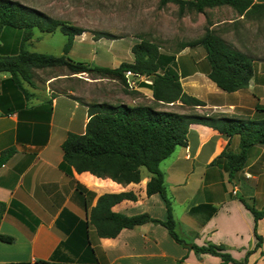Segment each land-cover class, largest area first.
<instances>
[{
	"label": "crops",
	"instance_id": "obj_1",
	"mask_svg": "<svg viewBox=\"0 0 264 264\" xmlns=\"http://www.w3.org/2000/svg\"><path fill=\"white\" fill-rule=\"evenodd\" d=\"M254 3L264 2L254 0ZM169 4L177 5L169 2L163 6ZM182 16L188 25L200 19L204 26L207 21L210 30L240 50L238 38L248 26L244 21L247 17H263L259 12L241 15L229 5L206 8L204 12L186 8ZM79 36L70 55L79 38L82 42L77 47L79 52L88 45V39ZM127 37H120V43L125 42L120 45V53L114 51L116 41L91 38L90 47L95 56L100 49L104 50L96 63L117 67L124 61L133 62L132 47L141 38L132 35L133 39L129 40ZM189 41L192 40L185 42ZM163 53L175 54L184 91L203 100L206 106L193 109L177 102L160 104L158 108L173 110L180 106L183 110L178 112L183 113L196 110L221 112L242 119H264V61L252 58L255 74L250 84L226 92L208 76L210 64L204 46L180 47L177 52ZM10 77V73H0V155L10 147L15 149L0 166V202L6 203L0 233L14 236L15 241L0 240V264H36L37 260L51 259L61 243L64 246L60 256L71 264H222L219 256L197 254L191 246L178 243L161 223L147 222L124 228L112 238L98 236L90 214L101 195L133 192L137 200L124 199L113 210L129 216L149 213L166 220L168 212L163 197L159 193L148 195L149 173L143 174L139 183L129 184L98 177L89 171H74L73 176L64 173L60 169L64 156L62 144L70 132H85L88 106L71 97H78L73 87L56 91L52 82L58 79L41 87L34 84L25 93ZM102 79L98 82H103ZM152 83V78H139L134 88L147 101L123 92L131 100L123 98L120 103L153 104ZM164 105L173 107L164 108ZM238 141V136L231 140L234 151L238 150ZM228 142L229 137L218 130L192 123L188 144L177 147L162 161L161 168L168 196L175 207H182L179 210L173 205V212L176 229L189 234L187 243L223 244L233 257L242 261L255 247L257 238L254 214L241 199L259 210L264 209V145L252 147L245 167L230 178L226 161L217 158ZM257 229L264 238V217ZM246 264H264V242L262 248L249 255Z\"/></svg>",
	"mask_w": 264,
	"mask_h": 264
},
{
	"label": "trees",
	"instance_id": "obj_2",
	"mask_svg": "<svg viewBox=\"0 0 264 264\" xmlns=\"http://www.w3.org/2000/svg\"><path fill=\"white\" fill-rule=\"evenodd\" d=\"M169 2L176 3L181 14L186 8L204 12L206 8L229 5L241 15L259 12L264 16V3H254V0H160L162 6ZM36 29L49 33L61 30L67 36L63 54L56 56L30 50L27 45ZM8 30L22 32L18 47L10 46L5 40V32ZM85 31L82 27L53 18L17 0H0V73H10L9 80L25 93L24 82L35 84L34 69L37 68L67 66L73 74H95L99 78L119 80L129 87L128 71L151 77L153 104L84 102L81 98L71 95L88 106L89 120L84 133L70 132L63 142L64 156L60 169L69 176H73L74 171H89L98 177H109L122 184L139 183L143 178V170L147 169L150 175L147 193L149 196L159 193L163 197L168 212L166 220L155 218L149 213L129 216L114 211L113 206L122 200L138 199L133 192H121L105 193L98 198L91 210V224L98 236L112 238L118 236L124 228H134L147 222L161 223L178 243L187 246V242L176 230L173 202L168 196L165 175L160 168L162 161L177 147L188 144V131L192 123H201L229 137L227 146L217 158L226 161L230 178H234L245 167L252 147L264 145V119H242L221 112L200 113L192 110L183 113L160 109V104L177 102L193 109L206 106L203 100L184 91L176 67L175 54L163 53L158 43L141 38V41L132 47L133 62L124 61L117 67H109L75 60L70 56L71 49L76 37ZM101 34V37L110 36L109 33ZM199 44L207 51L206 58L210 64L208 76L222 90L234 92L250 84L255 68L254 61L248 54L209 28L198 39L183 42L181 49ZM234 136L239 139L237 151L231 148ZM14 152L13 147L3 151L0 155V166ZM241 200L254 214L257 238L255 247L248 251L244 260L233 257L223 244L192 243L190 248L197 254L210 253L219 256L222 258V264H246L249 255L263 246L264 238L258 232L257 226L259 220L264 217V209L259 210L245 199ZM5 211L6 203L0 202V221ZM0 240L14 242L15 237L0 233ZM63 246L61 243L51 259H40L36 264H71L60 256Z\"/></svg>",
	"mask_w": 264,
	"mask_h": 264
},
{
	"label": "rangeland",
	"instance_id": "obj_3",
	"mask_svg": "<svg viewBox=\"0 0 264 264\" xmlns=\"http://www.w3.org/2000/svg\"><path fill=\"white\" fill-rule=\"evenodd\" d=\"M23 4L37 8L53 18L66 21L78 27L86 29L81 38L88 39L87 47L81 52L78 50L80 38L73 54L70 56L79 61H85L91 64H97L100 61L104 50L100 49L98 54L94 55V50L90 47L91 38H100L101 33H109L106 37L115 45L114 51L120 53V43L122 35L128 36L130 40L132 35L145 38L158 43L161 52H177L181 44L186 40H196L201 37L208 28L205 21L204 26L201 20H196L194 24L188 25L182 18L178 5L162 6L160 0H17ZM264 2V0H262ZM231 16V15H230ZM248 19V23L243 36L238 38L242 50L251 58L264 61V16L260 19ZM21 31H6L5 40L10 46L18 47L21 40ZM80 37V36H79ZM133 39V38H132ZM67 42V36L61 31L56 30L53 33L35 30V34L29 40L27 47L32 51L43 52L51 55L60 56L64 52V46ZM232 43V42H231ZM34 83L36 86L52 82L56 91H65L73 87L79 98L91 102H111L118 104L120 99L131 100L129 96H123V92L130 93L133 96L140 97L139 101H147L143 94L136 92L131 87L123 84L119 80L103 78L101 81L98 75L89 73L73 74L67 66H55L34 69ZM58 74L59 77L57 76ZM53 79V80H52ZM31 85L24 82V88L30 92ZM173 107V106H166ZM185 107V106H184ZM173 110L182 111L180 106ZM162 164L160 165V168ZM162 169V168H161ZM163 171V170H162ZM148 173L147 169L143 174ZM173 205H174V201ZM175 207V205H174ZM181 210L182 207H175ZM179 236L189 242L188 233L178 229Z\"/></svg>",
	"mask_w": 264,
	"mask_h": 264
},
{
	"label": "built area",
	"instance_id": "obj_4",
	"mask_svg": "<svg viewBox=\"0 0 264 264\" xmlns=\"http://www.w3.org/2000/svg\"><path fill=\"white\" fill-rule=\"evenodd\" d=\"M127 76L129 78V83H130V87L131 88H135L136 84H137V79L142 78V79H149L151 77L146 76V75H136V73L132 72V71H128L127 72Z\"/></svg>",
	"mask_w": 264,
	"mask_h": 264
},
{
	"label": "water",
	"instance_id": "obj_5",
	"mask_svg": "<svg viewBox=\"0 0 264 264\" xmlns=\"http://www.w3.org/2000/svg\"><path fill=\"white\" fill-rule=\"evenodd\" d=\"M187 245H189V246H192V244H191V243H187Z\"/></svg>",
	"mask_w": 264,
	"mask_h": 264
}]
</instances>
